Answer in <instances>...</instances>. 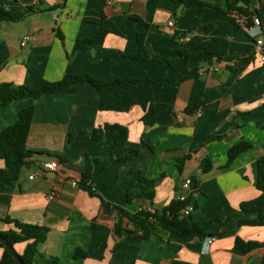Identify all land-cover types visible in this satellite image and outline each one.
<instances>
[{"label": "crops", "instance_id": "obj_1", "mask_svg": "<svg viewBox=\"0 0 264 264\" xmlns=\"http://www.w3.org/2000/svg\"><path fill=\"white\" fill-rule=\"evenodd\" d=\"M201 1L226 6L225 0ZM252 1L263 25L235 29L219 8L171 0H0L11 12L35 9L20 21L0 22V84L33 85L81 74L108 82L150 80L101 92L90 83L72 84L0 108V133L23 109L35 108L29 165L13 180L0 174V232L14 229L15 221L47 227L34 264H264V227L240 225L257 217L241 205L260 195L258 159L264 155V63L255 52L257 40L264 41V3ZM101 26L110 32L96 38ZM176 32L187 35L177 38ZM139 35L151 56L174 60L188 51V71L152 58H127L138 53ZM215 37L230 42L221 62L206 52ZM88 38H95L93 46L79 48ZM201 94L206 104L188 112ZM153 110L155 123L148 126L143 118ZM105 124L128 128L125 146L111 150L92 140L90 130ZM241 142L252 147L226 167L229 150ZM133 149L139 157L119 161ZM52 161L59 170L42 171ZM132 169L158 181L152 201L128 202ZM88 172L100 197L80 187ZM187 179L190 190L182 187ZM183 194L194 197L190 220L207 236L183 238L157 228L143 238L137 213L167 207ZM119 220L122 236L114 231ZM237 238L263 246L244 253L235 246ZM14 248L23 255L27 243ZM77 249L88 257L75 258ZM2 254L0 248V264Z\"/></svg>", "mask_w": 264, "mask_h": 264}, {"label": "trees", "instance_id": "obj_2", "mask_svg": "<svg viewBox=\"0 0 264 264\" xmlns=\"http://www.w3.org/2000/svg\"><path fill=\"white\" fill-rule=\"evenodd\" d=\"M66 2L67 0H61ZM175 3L181 4H201L203 6H212L223 10L226 14H229L233 22L235 29H240L242 26L253 27L256 25L255 20L258 19L260 25H263L262 13L259 8L254 6L252 0H225V8H220L218 5L209 4L201 0H171ZM260 3H264V0H259ZM34 8L28 7L22 11L11 12L5 7L0 6V22H17L25 18L27 15L34 12ZM211 26L205 27L206 31H210ZM110 31L106 30L102 26L96 36V38L105 37ZM118 31H115L117 33ZM187 35L186 33L176 32L175 37L181 38ZM95 38H88L79 41V48L92 47ZM139 51L137 54L126 55L127 58L133 60H148L152 58L154 61L161 64H165L173 70L186 73L189 67L190 53L186 50H182L179 53V57L174 60L165 59L160 56H151L149 50L145 46L144 36H138ZM230 42L224 37H215L206 49V52L211 55L215 60L221 62L228 56ZM248 62L252 60L249 57ZM150 81L149 79H114L111 82L100 80L93 77L90 74L81 75H66L63 79L57 82H48L46 80H39L33 85H15L12 83L0 84V108L7 106L13 101L24 100L29 98H39L44 94H57L64 90L66 87L72 84L78 83H90L99 92L104 88L118 84L123 87H130L139 82ZM206 104L204 94H201L194 108H190L188 112L201 108ZM156 110L147 114L143 121L146 125L152 126L155 123ZM35 115V108L30 106L23 109L20 112L19 120L6 127L0 133V160H4L5 168L0 169V174L4 180H13L18 178L28 165L32 155L31 151L27 150V140L29 137L30 128L32 125L33 117ZM92 140L95 142L107 145L111 150L121 148L126 145L128 140L129 131L128 128L118 124H105L104 126L93 128L90 130ZM252 147L250 143L241 142L235 145L228 152L227 165L232 162L243 152H246ZM140 153L137 150H131L128 155L120 158L122 163H128L132 158L139 157ZM89 159L88 156H86ZM99 161V159H95ZM105 161H112L113 158L109 157L104 159ZM258 182L257 188L260 191V195L253 201L243 203L241 208L244 212H253L257 214V217L253 220H242L240 225L264 227V155L258 159ZM131 187L127 193V200L129 203L134 200L138 201H152L155 197V187L157 180L147 178L140 170H131ZM95 182L91 173H84L80 182V187L87 190L91 196H97L98 193L93 189L92 184ZM193 205L197 209V203L194 201L193 196L187 197L186 201H180L178 198L174 199L167 207L162 209H141L135 219L141 220L142 237L150 238L157 228H162L165 231L175 233L180 237L186 238L195 236L198 238H204L207 236V232L195 222H192L190 218L182 215V210L188 206ZM123 217L130 218L123 209H121ZM14 229L5 232H0V237L6 239L13 247L19 243H27L26 251L23 255H20L25 264H34L40 245L45 242L49 229L43 226L25 224L18 221L13 223ZM115 234L118 236L124 235L123 220L115 225ZM237 249L244 253H249L252 250L263 246V244L257 242H245L241 238H237L235 242ZM0 248L3 249L1 257V264H18L8 249L0 242ZM88 253L81 249H77L75 252V258H87Z\"/></svg>", "mask_w": 264, "mask_h": 264}, {"label": "built area", "instance_id": "obj_3", "mask_svg": "<svg viewBox=\"0 0 264 264\" xmlns=\"http://www.w3.org/2000/svg\"><path fill=\"white\" fill-rule=\"evenodd\" d=\"M37 1L38 0H34L35 3ZM255 22H256V24L260 25V22H259L258 19H256ZM169 25L171 27H173L174 26V22L171 21L169 23ZM28 39H29V37L25 36L23 38V40H22L21 45L25 46L27 44ZM255 52L260 57V60L264 63V41H263V39H258L257 40L256 45H255ZM47 170L48 171H57V170H59V163L56 162V161H52V162H49V163H44L42 165V171H47ZM34 177L35 176L32 175L30 178L33 179ZM72 185L74 187H78V183L76 181H73ZM191 186H192V181L190 179L185 180L183 185H182L183 189H185V190H190ZM50 198L53 199L54 195L52 194L50 196ZM177 198L180 201H186L187 196L183 194V195H179ZM194 211H195V207L193 205H188L182 210V215L185 216V217L190 218Z\"/></svg>", "mask_w": 264, "mask_h": 264}, {"label": "water", "instance_id": "obj_4", "mask_svg": "<svg viewBox=\"0 0 264 264\" xmlns=\"http://www.w3.org/2000/svg\"><path fill=\"white\" fill-rule=\"evenodd\" d=\"M0 242L3 243V245L8 249V251L11 253L18 264H25L15 248L6 239L0 237Z\"/></svg>", "mask_w": 264, "mask_h": 264}, {"label": "rangeland", "instance_id": "obj_5", "mask_svg": "<svg viewBox=\"0 0 264 264\" xmlns=\"http://www.w3.org/2000/svg\"><path fill=\"white\" fill-rule=\"evenodd\" d=\"M191 218V217H190Z\"/></svg>", "mask_w": 264, "mask_h": 264}]
</instances>
